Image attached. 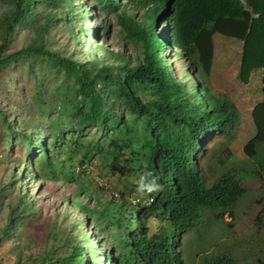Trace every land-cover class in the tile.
Wrapping results in <instances>:
<instances>
[{"label":"trees","instance_id":"obj_1","mask_svg":"<svg viewBox=\"0 0 264 264\" xmlns=\"http://www.w3.org/2000/svg\"><path fill=\"white\" fill-rule=\"evenodd\" d=\"M73 1L82 16L71 0H0V130L9 147L0 160V264H187L182 237L232 216L247 192L227 165L239 111L207 82L215 35L242 43L240 83L262 72L255 134L242 151L264 188V0ZM98 10L116 16L117 50L96 27L74 25ZM19 30L29 40L12 49ZM173 49L182 76L165 56ZM23 71L29 85L35 74L33 91ZM208 157L218 164L213 182ZM142 177L162 190L139 192ZM199 256L235 264L232 251Z\"/></svg>","mask_w":264,"mask_h":264},{"label":"rangeland","instance_id":"obj_2","mask_svg":"<svg viewBox=\"0 0 264 264\" xmlns=\"http://www.w3.org/2000/svg\"><path fill=\"white\" fill-rule=\"evenodd\" d=\"M117 1L123 6L129 5L130 0ZM71 4L75 7L72 9L79 16L85 13L84 10L76 7L73 0H71ZM94 13L96 15L92 16L89 22L87 20H74V25L77 26L79 24L85 27L93 25L91 28L96 27L103 34L102 41L100 42H103V45L112 50H117L121 44V31L116 23L115 14L112 12H102V10L95 11ZM69 33V30H62L60 34H56L54 39L57 38L55 41L58 44H65ZM27 40H29V35L19 30L12 40L10 48L20 47L26 44ZM47 41L48 46L55 51L57 47L53 43L54 40L48 38ZM89 42L92 48L94 44L92 41ZM213 43V64L207 82L212 92L228 98L235 104L239 111L240 123L235 133V139L229 146L231 149V157L227 161V165L229 168L233 167L240 170V179L247 192L245 197L239 201L232 216H225L221 221L201 227L199 232H191L182 237L184 259L187 264H199V253L204 252L205 254H210L221 250L232 251L235 257V264H255L258 259L264 260V220L260 219L264 206V188L258 179L253 177L250 171V161L243 154L242 148L255 134L251 120V111L256 104L263 100L261 92L262 72L260 70L254 72L249 83L243 85L238 79L242 43L238 40L221 37L219 35L213 37ZM89 44L88 46L90 47ZM127 50L129 51V49ZM98 53L102 54V52ZM165 56L169 57L170 61L174 60L172 66L182 75L183 62L181 59L172 57L170 52H166ZM40 73L43 74V78H46L47 73H43L41 69L38 70L36 77ZM11 74H13L11 77H16L15 72ZM34 76L31 77L30 85L27 82L28 76L26 75V71L20 73L18 78L21 80L22 85L30 91ZM55 84L56 82L50 88L51 90L54 89ZM1 129L3 130H0V160H4L9 147L4 144L8 140L7 131L4 130V126H1ZM219 153H221V150L218 149L216 154ZM205 159H207L204 167L205 173L207 174L208 181L213 182L219 173L218 164L214 157ZM208 174H210V177ZM129 178L132 179V177ZM124 180V177H121L120 180L113 178L110 186L115 190L118 186L124 185ZM65 191H68V189ZM34 225L37 228L40 227L39 222L34 223Z\"/></svg>","mask_w":264,"mask_h":264},{"label":"clouds","instance_id":"obj_3","mask_svg":"<svg viewBox=\"0 0 264 264\" xmlns=\"http://www.w3.org/2000/svg\"><path fill=\"white\" fill-rule=\"evenodd\" d=\"M88 22H89V20H88ZM91 27H93V25H91L90 27H89V25H88V27L86 26V28L92 30V34H94L93 28H91ZM98 42H99V40H98ZM175 51H176L175 49H173L172 51H165V54H166V52H170L172 57H177V56H174V54H173V52H175ZM167 58L169 59V57H167ZM177 58H179V57H177ZM169 61H170V59H169ZM181 61L183 62L182 64L185 65L184 61L183 60H181ZM170 62H171V65H172V62H174V60L170 61ZM172 67L174 68V66H172ZM183 71H184V69H183ZM173 74L174 75H178V76H182L183 75V74L180 75L175 69H173ZM145 180H146L145 177L141 178V180L139 182V185H138V189H137L139 192L152 193V192H156V191H161L162 190V187L159 184H157L155 182V180H152L151 182H145Z\"/></svg>","mask_w":264,"mask_h":264}]
</instances>
